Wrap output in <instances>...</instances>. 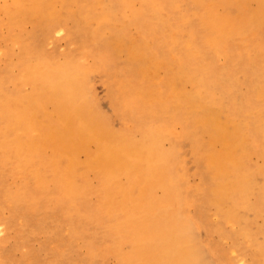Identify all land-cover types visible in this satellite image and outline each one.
<instances>
[{"label":"bare ground","instance_id":"1","mask_svg":"<svg viewBox=\"0 0 264 264\" xmlns=\"http://www.w3.org/2000/svg\"><path fill=\"white\" fill-rule=\"evenodd\" d=\"M10 2L0 235L18 264H264V0ZM64 29L78 50L52 62Z\"/></svg>","mask_w":264,"mask_h":264},{"label":"rangeland","instance_id":"2","mask_svg":"<svg viewBox=\"0 0 264 264\" xmlns=\"http://www.w3.org/2000/svg\"><path fill=\"white\" fill-rule=\"evenodd\" d=\"M14 4L12 2H10V0H0V45H7L6 41H5V36L6 33H8V22H7V13L6 11L10 8H13ZM186 9L188 11H194V7L192 4H188L186 6ZM5 10V12H4ZM169 14L171 17L177 15L176 11H173L171 9H169ZM25 31L29 32L31 31V27L30 25H27L25 27ZM54 38L52 40L49 41V43L46 46V50L48 52V54H50V58L52 62H55L59 59H63L64 56L68 55V54H74L77 52L78 50V44L71 42L68 40V29H64L62 32L60 33H56L54 36ZM234 45H232L231 48L235 47L238 48L237 46L240 45V39H237L233 42ZM249 46H253V42L249 41L247 43ZM163 47H165V44L163 45ZM210 52V50L208 51ZM21 55L20 50L16 49L13 50L11 52V57L14 60H18L19 57ZM88 62H90V60H87ZM246 61V59H245ZM84 63L83 59H80V63ZM216 62H218V64L220 66L225 65L226 60L224 57H220V59L216 60ZM261 74L264 76V69L261 70ZM13 77V76H12ZM6 87L8 88L7 91L8 92H12L9 89H13L12 85L10 83H8L6 85ZM98 89H100V87H98ZM105 107H108V104H104ZM253 163L255 165H258L260 163V159L258 158H254ZM198 182V179H197ZM196 183V182H194ZM6 212H8V210H6ZM212 213H214V210H211ZM8 215V214H7ZM197 215V219H198V214ZM224 224V231L226 234H230L232 232L231 230V226L227 225L223 222ZM199 233V232H198ZM216 238H219L216 234H215ZM5 240L4 246L1 248L0 247V252H3V255L5 257V264H18V262H20L19 260H21V253L15 251V246L17 244V240L15 237V234L13 232H7L4 236L0 235V240L3 239ZM44 238L42 236H37L35 237L32 242L30 244H33L35 247H40L42 244H44ZM27 244V245H30ZM47 247V246H46ZM49 249V248H47ZM49 251H51V248L49 249ZM80 254L82 256H86L87 254L85 253H81ZM212 256V255H211ZM213 257V256H212ZM24 261V260H23ZM52 264V263H51Z\"/></svg>","mask_w":264,"mask_h":264}]
</instances>
